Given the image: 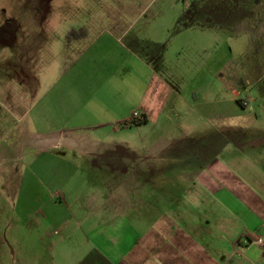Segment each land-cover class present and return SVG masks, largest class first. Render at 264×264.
Returning <instances> with one entry per match:
<instances>
[{"label": "rangeland", "instance_id": "1", "mask_svg": "<svg viewBox=\"0 0 264 264\" xmlns=\"http://www.w3.org/2000/svg\"><path fill=\"white\" fill-rule=\"evenodd\" d=\"M132 23L138 31L165 26L170 79L182 96L196 71L218 68L221 85L230 82L233 91L221 101L248 103L258 123L245 126L247 133L264 132V0H0V264H79L98 241L129 248L149 229L165 232L160 243L170 245L199 223V210L210 211L196 207V189L179 182L195 161V140L179 139L197 131L183 121L187 107L168 110L170 124L118 125L108 136L97 125L105 120L96 113L93 87L116 75L104 70L115 45L102 59L100 37ZM72 30L87 37L68 43ZM90 47L94 54L80 62L90 65L86 72L60 79ZM138 77L143 91L147 76ZM79 86L84 100L76 106L88 108L83 120H72L79 112L68 92ZM167 167L170 173H162ZM92 197L98 204L89 210H102L83 219L74 201ZM211 254L199 256L210 262Z\"/></svg>", "mask_w": 264, "mask_h": 264}, {"label": "crops", "instance_id": "2", "mask_svg": "<svg viewBox=\"0 0 264 264\" xmlns=\"http://www.w3.org/2000/svg\"><path fill=\"white\" fill-rule=\"evenodd\" d=\"M136 24L121 26L100 37H104L100 40L102 59L105 58L104 52L107 54L106 48L115 45L112 59L108 60L104 70H114L116 75L106 77L103 83L93 87L99 94L96 113L105 120L97 125L110 130L107 136L115 133L118 125L135 128L137 126L131 125L134 113L145 115L148 124H170L172 120L165 113L169 110L172 114L173 109L187 107L185 111L189 110V116L185 113L183 121L195 124L197 131L184 133L179 139L195 140V161L185 166L179 182L183 188L196 189V207L211 206V209L199 210L193 215L199 223L181 232L173 244L169 245L166 239L160 243V238L166 237L165 232L157 234L149 229L137 234L129 248L117 243L107 249L106 240H103L95 243L92 249L98 250L112 264H189L188 255L195 258L194 264H264V132L247 133L251 124L258 123V117L251 118L246 102H240L239 107L232 97L221 101V94H232L233 91L230 92V82L224 81L221 85V70L218 68L208 69L205 74L196 71L197 78L191 91L182 96V90L174 87L170 79L172 65L167 64L166 53L171 37L162 38L165 26L159 24L157 28L148 23L138 31L135 30ZM196 26L202 28L200 24ZM86 37L87 31L76 40ZM91 50L90 47L63 71L60 79L71 72L85 73L90 65L80 62L86 55L94 54ZM77 64L81 65L78 69ZM123 70L128 73L127 78L118 74ZM141 73L147 76L143 91L140 90L143 80L141 82L138 77ZM75 89L68 92L73 97L70 108L79 112V116L74 115L72 120H83L78 118L88 107L82 103L76 106L84 97L77 91L80 86ZM62 96L63 93L59 94L57 100L62 101ZM124 99L128 105L122 104ZM204 125L207 130L210 128L208 132H204ZM68 142L73 143L72 140ZM169 168H164L162 173H170ZM164 180L169 183L170 178ZM74 203L81 206L79 211L83 219H95L102 210L100 207L89 210L98 204L93 197L85 201L76 199ZM86 206L87 212L84 211ZM181 217L184 221L189 219L188 216ZM258 241L262 244L258 245ZM204 252L212 253L210 262L199 256Z\"/></svg>", "mask_w": 264, "mask_h": 264}, {"label": "trees", "instance_id": "3", "mask_svg": "<svg viewBox=\"0 0 264 264\" xmlns=\"http://www.w3.org/2000/svg\"><path fill=\"white\" fill-rule=\"evenodd\" d=\"M81 34L71 31L69 35L67 36L66 40L69 43L71 39H80L83 37L84 31H80ZM148 120L146 116H139L137 119H134L131 122L132 126H141L144 124H147ZM79 264H112L108 259H106L98 250L92 249L89 254L79 263Z\"/></svg>", "mask_w": 264, "mask_h": 264}, {"label": "built area", "instance_id": "4", "mask_svg": "<svg viewBox=\"0 0 264 264\" xmlns=\"http://www.w3.org/2000/svg\"><path fill=\"white\" fill-rule=\"evenodd\" d=\"M132 117H133V119H137L139 117V115L137 113H134ZM257 244L261 245L262 241H258Z\"/></svg>", "mask_w": 264, "mask_h": 264}]
</instances>
